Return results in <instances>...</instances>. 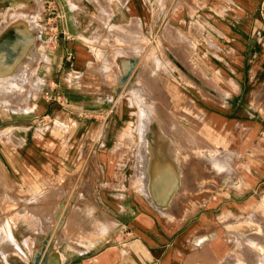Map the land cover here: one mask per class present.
Listing matches in <instances>:
<instances>
[{"label":"crops","instance_id":"0c3cea01","mask_svg":"<svg viewBox=\"0 0 264 264\" xmlns=\"http://www.w3.org/2000/svg\"><path fill=\"white\" fill-rule=\"evenodd\" d=\"M46 1L0 0V21L19 7L31 13L27 19L35 22L38 42L53 43L47 52L37 46L47 59L32 63L42 78L28 97L32 109L16 110L26 98L4 88L17 99L12 106L0 102V197L16 199L11 191L20 187L32 191V199L41 197L53 188L51 179L58 183L57 175L78 170L82 148L73 152L69 142H89L94 154L88 166L100 169L79 172L92 181L95 198L82 205L93 212L94 223L79 248L66 242L46 246L62 258L18 262L9 245L10 258L7 262L0 253V264H255L261 251L248 239L264 243V0H53L60 16L54 18L53 38L49 29L37 26L44 21L48 28ZM32 2L36 12H25ZM134 59L135 70L120 87L121 64L130 66ZM52 83L76 112L78 126L74 120L69 125V116L54 133L29 134L32 113L43 107L40 96L30 100L33 92L42 93ZM142 106L158 111L163 120L165 110L202 114L205 169L197 161L191 169L181 166V182L164 204L147 193L154 190L152 171L150 183L144 169H117L113 145L123 132L113 133L110 126L127 128ZM119 110L125 118L122 112L118 117ZM92 116L96 120L86 119ZM98 120L97 129L86 127ZM209 130L221 135L226 153L237 152L243 169L237 185H223L212 194ZM134 173L143 180L139 186L128 181ZM57 199L53 207L66 205L63 194ZM250 220L258 230L242 228ZM12 234L21 245L14 228Z\"/></svg>","mask_w":264,"mask_h":264},{"label":"rangeland","instance_id":"374dc122","mask_svg":"<svg viewBox=\"0 0 264 264\" xmlns=\"http://www.w3.org/2000/svg\"><path fill=\"white\" fill-rule=\"evenodd\" d=\"M35 4V2H32L31 4L26 5L27 10H25V12L33 11L32 13H35ZM37 6L38 5H36V7ZM41 6L42 8H44L42 3ZM19 11H21V9L19 7H15L2 14V19L0 21V36L5 32H10L13 26H16L18 23L24 22L26 20L30 21L29 24L33 28L35 37L31 45V57L26 62L24 61V63L22 64L23 67L20 69V72H17L23 78V89H25L19 96L25 97L26 101L23 103L24 98H22L23 104H16L19 107L22 106L23 109L20 110L16 108V106L14 107L16 110L18 109L20 111H29L32 108L30 102L28 101L29 94L31 93L32 89H34L42 80V78L38 79L39 75L36 74L37 66L33 65L32 63L35 61L39 62L42 60H46L47 56H45L43 52H47V50L52 49L53 43L42 40H39L38 42V37L36 34L40 33L35 32V22L34 20H31V18L27 19L28 17H31V13H28V16L24 12ZM37 26L42 31H47L48 29L44 21H38ZM37 46L39 51L43 52L37 51ZM42 65L43 62H41L39 66ZM106 67L108 66H105L104 68ZM128 67L129 63L123 62L121 64V73H125ZM42 69L46 70L45 67H43ZM1 79L2 77L0 76V87L2 86ZM5 82L7 83V80ZM26 83H29V87ZM26 87H28V89ZM2 88L3 86L0 88V102H3L2 100H7V104L5 105L12 106L17 98H15V95H12L11 93L4 92L5 89ZM6 90L13 91L12 88H8V84ZM35 91L33 92L32 98L30 100L33 101L34 97L40 96L39 104L43 107L40 112L32 113V115L35 116V118H33V120H35V123H33L32 128L28 130L29 134H41V132H47V130H49L47 133H54L59 129L61 121L65 123V120H69V116L72 118L71 120H69V125L73 123L71 121L74 120V126H78L76 122L77 118L75 119L76 112L71 108V106H69V101H67L63 95H61L62 99L61 102H59L55 100H48L45 97L44 92L40 93L36 89ZM137 100L138 102L142 101V97H139ZM28 104L30 105V108H28ZM147 111L151 112L152 115H147ZM121 112L122 114L124 113V111H117L118 117L121 115ZM164 112L165 118L163 120L158 111L142 106L138 111L135 110L133 120L131 117V120L133 121L132 125V121H130V124L127 128L125 127V125H117L119 123H114L110 126V129L113 131V133L117 129L119 133L123 132V136L121 137L122 140H119L118 143L113 145L116 148L114 153L118 155L117 169H139V171H143V166H145L146 169L144 170L147 172L146 175L148 176V181L150 180L149 177L151 176V174H149V171L153 172V188L156 187L155 180H160V178L164 175L163 172L165 170H171V173H166V176L164 175L165 178L162 180L163 182L161 181L159 183V195H156L154 190L152 193L150 190H147V193L149 195H152L153 198L157 199L160 204H164V201L173 195L176 190L172 189L173 186L180 184L181 173L179 169H181V166L182 169H191L195 166V164H197L195 163L197 161L198 164H200L201 162V164H203L204 166L203 169H205V159L201 156L203 153H205V141L207 139L206 134L202 131L203 120H201L202 114L200 110L196 111L183 109L181 111L165 110ZM145 114L147 115V117ZM23 117L25 118L26 116L23 115L22 118ZM93 117L94 116H92V118L86 119H95ZM122 117L125 118V115L123 114ZM175 121L178 123H175ZM91 126H94L97 129L99 126V120L95 125H93L92 122L87 121L86 127L88 128ZM76 131L71 130V133L76 134ZM156 138V142H158L156 144L160 147V150H158V156L164 162V164L170 163L171 168L169 169L161 168L155 170L150 162L152 161V158L151 160H149L150 158H144V155H142V153L140 152L139 144L142 141L145 142L148 140L153 142ZM175 138L178 139V143L176 142V144ZM221 138L222 137L220 134L216 133L215 131L209 130V155L213 154V158L225 165L223 167L209 160V194L215 192L217 188L223 187V185L225 186V188L237 185L238 181L241 180V176L243 174V169H239L238 167L239 161L237 152H230V155L229 153H226L228 151L225 147H222L223 140ZM201 144L204 145V148ZM69 145H72L71 150L73 152L79 151L80 147L82 148L83 157L80 159V163H78V166L76 167V169H78L76 172L72 174L57 175L59 179L61 178L58 183L52 182L51 179L50 184L48 185H52L53 188H51L48 192L42 194L41 197H36V199H32V191H25L24 189H21V187L16 191V193L13 192V190L11 191V194L20 202V204L16 199L8 200L7 194H4L0 197V226L2 227L3 221L5 222V220L11 219V232L12 228H14L15 233L20 238L21 246L24 252L29 256L28 260L18 258V262L26 261L29 263L33 261V252L36 251L44 253L45 255L48 254L47 258H52L53 256H55V254H57V252L49 251L50 249L48 250L49 252H47L46 246L50 248L52 245H57L60 242H66L65 245H70L73 248H79L78 244L83 243L84 234L88 233L87 229L91 226L90 224L94 223L93 218L90 217V214H92L93 212H88L82 205L83 201L89 202L90 200L93 201L95 198L94 190L90 186L92 184V181H87V178H85L83 173H80L79 170L100 168L88 166V160L90 159L89 154H94L93 151H91L89 142L79 145V143H73L70 141ZM178 152H181V157H179ZM138 155L139 157H137ZM148 165H152V168H150V166ZM128 181L132 183V185L139 186L143 180L141 179L140 174L134 173L133 175H128ZM87 182L91 183L88 184ZM41 185L46 186V184L43 182L41 183ZM63 189L65 190L61 191ZM81 193H83V195H80ZM34 194L35 196H38L40 192H35ZM57 194L59 196L63 194L64 197H67V203L64 207H53L54 202L58 201L59 199H57ZM81 199L82 201H80ZM57 213L59 214V216L57 215ZM23 218L27 219L28 222L31 223L33 231H29L27 228H25V223L13 220H20ZM243 226H246V228L244 227V229L248 231L259 229L258 225L251 220L246 221ZM47 234L51 236L48 237ZM248 242L260 249L261 255H258L255 261V264H260L261 260L264 261V250L261 247V245L264 246V243L258 240L256 241L252 238H249ZM23 245H25V247ZM1 255L0 260L2 259V261H4L2 258L3 255ZM9 258L10 255L8 259ZM237 264L247 263L244 260H239Z\"/></svg>","mask_w":264,"mask_h":264},{"label":"bare ground","instance_id":"6f19581e","mask_svg":"<svg viewBox=\"0 0 264 264\" xmlns=\"http://www.w3.org/2000/svg\"><path fill=\"white\" fill-rule=\"evenodd\" d=\"M29 23H30L29 20H26L24 22H20L16 26H13V28L11 29L10 32L7 29L8 32H5L0 36V76L2 77V79H1L2 83L1 84H2L3 88H5V89H7V84H8V88H12L13 91L17 92L19 95L21 93H23L22 91L25 89H23V85H24L23 84V78L17 72L18 71L20 72V69L23 67L22 64L24 63V61L26 62L28 59H30V57H31V45H32L33 39L35 37L33 28L30 26ZM38 79H41V77L38 76ZM6 80H7V83L5 82ZM28 87H29V85H28ZM28 87H26V88L28 89ZM27 94H28V92H27ZM16 108H18L20 110L23 109L22 106L21 107L16 106ZM28 108H30L29 104H28ZM146 113H147V115H149V114L152 115L151 112L147 111ZM147 115H146V117H147ZM158 126H159V124H158ZM158 136H160V135H158ZM156 140H157V138L153 142L148 141V140L145 142L142 141L139 144L140 145L139 146L140 152L142 153V155H144L143 156L144 158H148V159L150 158L149 160H151V158H152V161H150V162L153 165V167L155 168V170L161 169V168H168L169 169V168H171L170 163L164 164V162L158 156V150H160V147H159V145L156 144V143H158V142H156ZM203 146L204 145H202V147ZM199 148H201V147H199ZM212 155H209L210 161H212L215 164L221 165L223 167L225 166L222 162L220 163L218 160L213 158ZM217 159H218V157H217ZM152 165H148V166H150V168H152L151 167ZM141 167H142V165H141ZM143 168L146 169L145 166H143ZM165 171L167 173H169L167 170H165ZM165 171L163 173L166 176ZM164 175L160 178V180L159 179L155 180L156 187L154 188V191H155L156 195L160 194L159 183L165 178ZM151 193H152V191H151ZM10 220L11 219L5 220V222L3 221L4 224L2 222V227L0 226V253H2L4 259L6 261H8V253H7L8 249L7 248L9 247V245H11L10 248H12V251H13V255H12L13 258H15V259L22 258L24 260H28L29 256L24 252L22 246L16 241L15 237L13 236V234L11 232ZM15 221L25 223V225H26L25 228H27L29 231H33V227L31 225V223L28 222L27 219L23 218V219L15 220ZM244 227L246 228V226H243L242 228L244 229ZM5 246H7V248H6L7 250L5 249ZM261 247L264 250V246L261 245ZM49 251L47 250V252H49ZM47 255H45L44 253L37 252V251L33 252V258L36 261L37 260L38 261L47 260ZM57 255L60 258H62V253L61 254H55V256H53L52 258H50V257L49 258L55 259L57 257ZM260 259H261V257H260ZM260 264H264V261L261 260Z\"/></svg>","mask_w":264,"mask_h":264},{"label":"built area","instance_id":"2783aa9c","mask_svg":"<svg viewBox=\"0 0 264 264\" xmlns=\"http://www.w3.org/2000/svg\"><path fill=\"white\" fill-rule=\"evenodd\" d=\"M55 4L53 0H47L46 1V19L48 23V29H49V37L53 38L57 34V26L55 24L54 18L60 17L58 12L56 11ZM261 10L264 12V2L261 4ZM69 60L73 59V55L69 54L68 56ZM57 85L55 83H52L49 85V88L44 91L45 97L48 100H55L61 102L62 96L60 94H57L56 91ZM64 104V103H62Z\"/></svg>","mask_w":264,"mask_h":264},{"label":"water","instance_id":"95a60500","mask_svg":"<svg viewBox=\"0 0 264 264\" xmlns=\"http://www.w3.org/2000/svg\"><path fill=\"white\" fill-rule=\"evenodd\" d=\"M136 65H137V61L135 59L132 60L130 66L127 68L126 72L122 73V75L119 78V86L120 87H123L126 84V82L129 80L131 74L135 70Z\"/></svg>","mask_w":264,"mask_h":264}]
</instances>
